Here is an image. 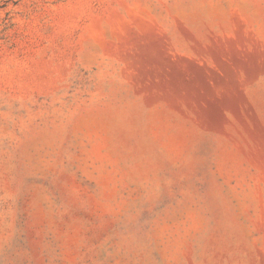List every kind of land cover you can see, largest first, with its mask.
<instances>
[{
	"label": "rangeland",
	"instance_id": "obj_1",
	"mask_svg": "<svg viewBox=\"0 0 264 264\" xmlns=\"http://www.w3.org/2000/svg\"><path fill=\"white\" fill-rule=\"evenodd\" d=\"M0 264H264V0H0Z\"/></svg>",
	"mask_w": 264,
	"mask_h": 264
}]
</instances>
